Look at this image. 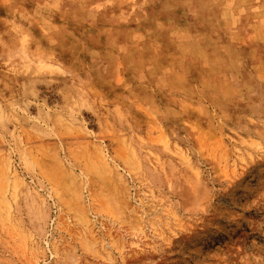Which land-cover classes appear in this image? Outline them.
<instances>
[{
	"label": "rangeland",
	"instance_id": "374dc122",
	"mask_svg": "<svg viewBox=\"0 0 264 264\" xmlns=\"http://www.w3.org/2000/svg\"><path fill=\"white\" fill-rule=\"evenodd\" d=\"M0 264H264V0H0Z\"/></svg>",
	"mask_w": 264,
	"mask_h": 264
}]
</instances>
